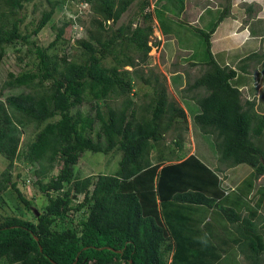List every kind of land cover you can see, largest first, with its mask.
I'll use <instances>...</instances> for the list:
<instances>
[{
    "label": "trees",
    "instance_id": "obj_1",
    "mask_svg": "<svg viewBox=\"0 0 264 264\" xmlns=\"http://www.w3.org/2000/svg\"><path fill=\"white\" fill-rule=\"evenodd\" d=\"M31 1L0 0V64L7 46H28L33 52L27 68L8 73L0 86V93L22 88L0 98V155L7 162L0 197L11 189L24 208L33 205L12 179L20 161L33 167V186L47 203L39 216L34 211L35 222L17 214L0 216V264H216L234 251L246 264H264V218L259 216L264 187L255 205L246 200L252 180L264 177V114L256 111V99L243 100L230 83L238 72L248 74L261 64L264 52L249 54L234 68L215 61L210 37L229 15V5L208 31L194 28L208 60L183 89L199 110L193 126L212 139L217 155L212 170L188 155L187 115L168 99L165 79L143 74L153 34L147 0L139 3L143 25L135 27L132 21L117 23L136 0H45L47 9L23 34L17 14ZM68 1L88 3L93 15L86 36L75 41L82 50L77 58L66 50L64 35L76 23L85 27L80 16L76 23L65 19L53 25L55 38L46 47L30 42L57 5ZM136 82L150 89L147 101L133 100ZM28 129L33 136L20 150ZM86 152H118L117 170L79 178L73 167ZM243 164L253 178L227 192L218 174ZM194 212L208 218L202 228ZM78 213L85 218L74 221ZM215 217L227 224L216 228Z\"/></svg>",
    "mask_w": 264,
    "mask_h": 264
},
{
    "label": "rangeland",
    "instance_id": "obj_2",
    "mask_svg": "<svg viewBox=\"0 0 264 264\" xmlns=\"http://www.w3.org/2000/svg\"><path fill=\"white\" fill-rule=\"evenodd\" d=\"M142 1L144 0H136L122 15L120 21L117 23V26H119L120 24H127L130 21L133 22L132 27H135L136 24L143 25V20L140 16L141 10L139 5V3ZM147 1L148 7H146L145 12H151L153 14L152 22L150 23L153 27V34L150 38V42L148 43V45L151 46V50L148 53L149 60L147 61V65H143V74L152 72L153 74L162 76L165 79L163 80L165 82L168 99L176 102L179 107L183 109L185 108V110L191 115V110H189V107H195V104L192 101H187V99H185V97L183 96V89L185 88V86H187L188 80H190L191 83L194 78L202 72V65L208 60L205 42L203 38L194 31V28L208 31L212 24L218 19L222 10L229 5L230 16H227L229 17V20L226 19V17L223 23L220 24V28L225 24H228V26H230L231 28V26H234L233 21H239L240 19L239 24L241 25L239 29H242V26L246 22H254V24L252 25L255 27V29H259V24H261L264 20V0ZM186 4H188V6H186ZM249 5L252 6L251 14L247 13V7ZM1 8L5 9V7L2 5ZM184 8L186 10L184 13L185 15L183 14ZM45 9H47L45 0H32L31 2L24 3L23 8L17 14L19 18H23V23H21L20 26L23 34H27L31 31L33 27L32 23L38 21L41 16V12ZM198 15L199 18L196 22L195 20ZM79 16L86 28L82 27L81 29V27H79L80 25L76 23V18ZM92 16L93 15L90 9V5L88 3H83L82 5H76V3L71 1H68L65 5L59 3L55 9V13L51 21L39 32L38 35L30 37V42L34 45L46 47L48 43L55 38V32L52 29L53 25L61 26L62 21L65 19H71L72 21L75 20L74 23L76 24H74L72 27L67 28L64 36L66 37L68 42L67 48H69L66 50L70 52V54H72L73 58H77L78 56L80 57L82 50L77 47L75 41L78 38H84L86 36L85 29H88V23L91 20ZM261 31V36L264 37L263 27ZM164 33L166 35H163ZM226 40L227 39L221 40V44L226 43ZM158 41L159 44L156 46V44L154 43ZM262 41L260 43V48H258V50L260 49L259 52L264 51V48L262 47V45L264 46V44ZM213 46L215 47L216 45ZM241 51L242 48H235L231 51V55H234L235 53L239 54ZM214 52L217 55V58H220L224 63H226V59L220 54L219 50ZM19 57H21L23 61H19ZM32 59L33 52H28V46L18 44L7 46L5 48V57L3 59V62L0 64V86H2V84L6 80L8 73L16 74L21 70L26 69V63L31 62ZM228 59L229 62H232L234 60L233 56H228ZM195 62L198 64L197 66H190V63ZM263 67L264 63L261 68L259 67L260 70L255 71L257 70V67H254L252 69L253 72H250V74L255 75L256 82L259 81V78H257L260 75L259 73H262V75L264 76ZM125 69L129 71L132 70V68L130 67H125ZM247 79L250 78L245 76L243 73L238 72L237 77L230 82L232 86L242 91L241 93L243 100L248 98V96H246L245 94V91L243 90L245 86L243 88L239 87L244 85L243 80ZM248 84H253V82L251 81ZM255 85H257V83ZM249 86L251 85H248L246 89H248ZM21 89L22 88L15 90H5L0 93V98L4 99V97L8 94L21 92ZM134 90L137 92V96H133V100L138 102L147 101L144 98V94H150V89L148 87L136 82V85H134ZM259 105V109L263 111L264 89L263 91H261ZM81 109L83 111H86L87 108L82 107ZM191 118L193 119V116ZM189 122L190 121L188 120V123ZM195 128L197 127L195 126ZM193 129L194 127L192 126L188 130V132L183 135L187 153H196L198 156L202 157V153L209 156L207 152H209V154L215 152V149L211 147V144H213L211 137L201 134L198 129V134L200 137L199 138L197 137V135H195ZM32 136L33 133L31 132V129H28L21 135L20 150L26 143L29 142ZM169 138L170 136H167V139ZM152 155L154 156V154ZM119 159L120 155L118 152H111L107 155L92 154L86 152L80 156L78 163L73 167L74 174L79 178L97 176L99 174H113L118 168ZM212 162H214V160ZM6 166V160L3 159V157L0 155V175L4 171ZM32 171L33 167L30 168L29 165L24 164L20 161H16L14 164V169L12 171V179L18 182V188L27 199L32 200L33 205L29 209L24 208L23 204L18 201L13 191L11 189H8L0 197V216H10L13 214H17V216L21 217L22 219L35 222L34 211H37L41 214L44 206L47 203L46 197L39 193V191L36 190L35 186H33L34 184L32 182H35V177ZM56 173V171H53V174ZM18 175L19 177H17ZM22 178H25V183H23ZM250 178L253 177L251 175L248 176L246 178V181ZM263 179L264 177L262 176L257 178L255 181L252 180V183H254V187L252 189L253 191L251 193L252 195H250V197L246 199L250 202L251 206L255 205L256 200L254 199L258 197L257 196L254 198V196L259 195V192L256 193L257 189L260 188L259 190L261 191L264 187ZM246 184H244L242 190L247 187ZM262 206L263 209H259L260 218H264V202L262 203ZM18 208L21 209V214H19L20 211H18ZM84 218V214L78 213L73 215L74 221H80V219ZM225 224H227L225 221H223L222 219L218 220L216 217L215 221H213V225L216 228H218V225L221 226ZM237 253L239 254V251H234L231 256L228 257L227 255H225L226 259H222L221 264H233V257L236 256Z\"/></svg>",
    "mask_w": 264,
    "mask_h": 264
},
{
    "label": "crops",
    "instance_id": "obj_3",
    "mask_svg": "<svg viewBox=\"0 0 264 264\" xmlns=\"http://www.w3.org/2000/svg\"><path fill=\"white\" fill-rule=\"evenodd\" d=\"M232 4H233V1H232ZM186 6H188V4H186ZM185 11L186 10L184 8L183 14L185 13ZM199 15L197 16V18L195 20L196 22L198 21ZM228 16H230V15H228ZM226 19L229 20V17H227ZM223 21L218 24L214 33L210 37V44H211L210 51H211L215 61L220 66H222V67L223 66L235 67V65L244 57L248 56L249 54H251L253 52L260 51V49L258 50V48H260V43L262 40H263L262 42L264 44V37L261 36V32H262L261 29H262V27L264 28V20L262 21L261 24H259V29L258 28L255 29V27L252 25V24H254V22L253 23L252 22L251 23L246 22L242 26V29H239V27L241 25V24H239L240 19H239V21H236V20L233 21L234 26H231V28H230V26H228V24H225L220 28V24H222ZM205 26H206V24H205ZM225 39H227L226 43L221 44V40H225ZM213 45H216L217 47L216 46L214 47ZM262 47L264 48L263 45H262ZM235 48H242V51L239 54L235 53L234 55H231V51ZM217 50H219L220 54L226 59V63H224L223 60H221L220 58L216 57L217 55L215 54L214 51H217ZM228 56L229 57L233 56L234 60L232 62H229ZM263 63H264V61L261 64L257 65L256 66L257 70H255V71L260 70ZM252 69L253 68L251 66L248 74L243 73L245 76H247L250 79L243 80L244 85H242L239 88H243L245 86L243 88V90L245 91L246 96H248V98H246L245 100L256 99V106H255L256 111L260 114H264V110L261 111L259 109V107H260V105H259L260 95H261V91H263V89H264V76L262 75V73L258 72L260 74L259 76H261V77L258 76L257 78H259V81L256 82L255 75L250 74ZM263 70H264V67H263ZM251 81L253 82V84H248ZM256 83H257V85H255ZM248 85H251V86H249L248 89H246ZM252 85H254V86H252ZM258 105H259V107H258ZM197 108L198 107L196 105H195V107H189V110H191L190 111L191 115L184 108L185 112L187 113V118L190 122H192V120H193L191 117L194 114L198 113L199 110ZM190 122H189V126H190L189 129L192 127L191 126L192 123H190ZM193 127H194L193 131H194L195 135H197V137H199L198 128H195V126H193ZM202 139H204V138H202ZM210 144H211V142H210ZM207 153L209 156L202 153L201 154L202 157H201V156H198L196 153H192V152L188 153V155L193 154V155L197 156L203 163H205L207 166H209L213 170L217 166L216 152H213L212 154H209V152H207ZM213 160H214V162H212ZM252 171L253 170L249 166L243 164V165H238L234 168L227 170L224 174L219 173L218 175L221 179H223L222 186L224 187V189L227 190V192H229L230 190L231 191L234 190L237 186H241L244 183V181H246V178L251 175ZM263 181H264V179H263ZM259 189H257V192H256V193L259 192V195L254 196V198L257 196L258 197L261 196L260 195L261 191ZM193 214H194V216H196V219L200 222V227L202 228L203 226H205L204 224L206 223L208 218H206L204 216L199 217V213H197V212H194ZM191 241L192 242L194 241L195 245H197V243H198V240L194 239V238ZM233 258H234L233 264H246L244 261V257L241 254L240 255L237 254ZM225 259H226V257L224 258V260ZM221 263H222V261L219 263H216V264H221Z\"/></svg>",
    "mask_w": 264,
    "mask_h": 264
},
{
    "label": "water",
    "instance_id": "obj_4",
    "mask_svg": "<svg viewBox=\"0 0 264 264\" xmlns=\"http://www.w3.org/2000/svg\"><path fill=\"white\" fill-rule=\"evenodd\" d=\"M35 215H36V216H39V213H38L37 211H35ZM36 239H37V238H36Z\"/></svg>",
    "mask_w": 264,
    "mask_h": 264
},
{
    "label": "clouds",
    "instance_id": "obj_5",
    "mask_svg": "<svg viewBox=\"0 0 264 264\" xmlns=\"http://www.w3.org/2000/svg\"><path fill=\"white\" fill-rule=\"evenodd\" d=\"M233 68V67H232ZM241 91V90H240ZM242 92V91H241ZM185 111V110H184ZM186 113V112H185ZM187 115V114H186ZM187 121H188V119H187ZM188 125H189V123H188ZM192 126H193V123H192Z\"/></svg>",
    "mask_w": 264,
    "mask_h": 264
}]
</instances>
